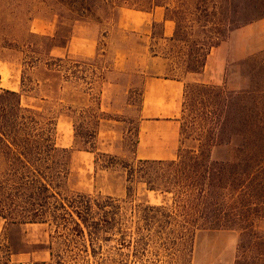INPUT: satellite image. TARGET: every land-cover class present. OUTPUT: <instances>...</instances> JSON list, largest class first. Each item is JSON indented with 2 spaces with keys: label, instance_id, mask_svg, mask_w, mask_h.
<instances>
[{
  "label": "trees",
  "instance_id": "1",
  "mask_svg": "<svg viewBox=\"0 0 264 264\" xmlns=\"http://www.w3.org/2000/svg\"><path fill=\"white\" fill-rule=\"evenodd\" d=\"M72 2L78 15L99 11L112 21L117 19L119 2L139 11L163 8L165 18L174 23L173 35L164 37L161 23L153 22L152 27H161L158 38L171 44L165 56L176 53L175 70L184 75L201 74L213 48L264 14V0ZM56 40L29 28L22 39L38 56L67 43V38ZM2 42L3 49H19L17 39ZM260 54L264 56V50ZM249 60L235 64L240 68L234 81L237 89H228L227 82L185 84L177 119L180 145H194L179 149L172 159L119 163L112 157L114 162L102 165L105 169L118 165L124 171L125 199L66 191L70 151L56 146L52 128L39 113L22 107L20 93L0 87V219L4 223L0 264H66L78 258L109 257L122 247L135 254L138 247L152 244L172 255L188 256L195 235L211 230L239 233L234 264H264V230L259 227L264 222V59L257 71L259 83L254 84L250 73L241 70ZM100 119L72 120L74 144L80 150L95 152ZM231 145L227 158H210L212 148ZM138 185L157 202L134 203ZM25 225L46 226L47 239L31 243L7 237L8 227ZM41 251L48 253L47 259L12 260L15 255Z\"/></svg>",
  "mask_w": 264,
  "mask_h": 264
},
{
  "label": "rangeland",
  "instance_id": "2",
  "mask_svg": "<svg viewBox=\"0 0 264 264\" xmlns=\"http://www.w3.org/2000/svg\"><path fill=\"white\" fill-rule=\"evenodd\" d=\"M72 1L0 0V46L2 39H17L19 43L18 51L0 47V87L20 93L22 107L39 113L43 123L52 128L56 146L70 151L71 174L66 191L125 199L124 171L118 165L102 167L114 162L112 157L119 163L172 159L179 149L194 145H180V122H173L180 118L184 88L178 92L167 85L147 84L154 78L184 79L185 75L175 70L172 56L176 53L165 56L171 44L158 38L161 27H152L156 8L139 11L119 2L117 19L112 21L101 17L99 11L78 15L71 7ZM73 5L80 8V4ZM28 28L33 34L56 38L55 42L67 38V43L54 46L49 55L47 51L38 56L22 41ZM239 29L242 36L229 40V35L222 53L226 62L236 59L228 61L222 76V83L227 82L230 90L237 89L234 81L240 68L235 64L247 59L241 70L250 73L251 84L259 83L257 71L264 59L260 54L264 50V14ZM193 82L201 83L187 79L185 83ZM79 116L102 118L94 140L95 152L80 150L74 144L72 120ZM231 151L232 145L215 147L210 158L221 160ZM146 199L157 202L152 193L138 185L134 203ZM3 225L0 219V237ZM259 227L264 230V222ZM46 229L44 225L10 226L6 235L37 243L47 239ZM238 242L236 231H201L195 235L188 256L172 255L152 244L138 247L135 254L122 247L114 249L109 257L78 258L66 264H234ZM30 258L47 259L48 253L15 255L12 260Z\"/></svg>",
  "mask_w": 264,
  "mask_h": 264
},
{
  "label": "crops",
  "instance_id": "3",
  "mask_svg": "<svg viewBox=\"0 0 264 264\" xmlns=\"http://www.w3.org/2000/svg\"><path fill=\"white\" fill-rule=\"evenodd\" d=\"M159 10V11H158ZM152 20L154 22H158L161 23L163 25V35L166 38H170L173 35V31H174V23L165 18L164 15V9L161 7H157L154 13V16H152ZM241 29H237L235 31H233L230 34V39L232 40V38L235 36L237 37L242 36ZM251 30H253L251 28ZM248 42V41H247ZM246 42V44H247ZM224 43L225 41L221 42L217 47L213 48L209 55L207 56L206 59V63H205V67L204 70L201 74L195 75V74H187L185 75L184 79H180V80H173V79H165V78H154L151 80L150 83H147L149 86L155 87V86H161V85H167L168 87L173 88L175 91H182V89L185 86V82L186 79L187 80H192L195 81L197 80L198 82L201 83H205V84H210V85H222V81H223V73L225 71V67L226 64L229 63L233 60L236 59H229L226 62V58L223 57L222 53L224 51ZM264 48V47H263ZM240 49L242 50V47H240ZM239 52V51H236ZM231 54L235 55V52H231ZM230 58V55H229ZM169 118V117H166ZM170 121V120H169ZM177 122V119L175 118L173 122Z\"/></svg>",
  "mask_w": 264,
  "mask_h": 264
}]
</instances>
